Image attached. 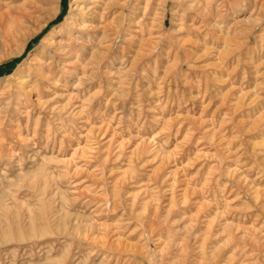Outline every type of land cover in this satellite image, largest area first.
Listing matches in <instances>:
<instances>
[{"label":"rangeland","instance_id":"rangeland-1","mask_svg":"<svg viewBox=\"0 0 264 264\" xmlns=\"http://www.w3.org/2000/svg\"><path fill=\"white\" fill-rule=\"evenodd\" d=\"M126 1L0 0V264H264V0Z\"/></svg>","mask_w":264,"mask_h":264},{"label":"bare ground","instance_id":"bare-ground-1","mask_svg":"<svg viewBox=\"0 0 264 264\" xmlns=\"http://www.w3.org/2000/svg\"><path fill=\"white\" fill-rule=\"evenodd\" d=\"M81 1V0H80ZM133 1V0H132ZM181 1V0H180ZM84 2H85V0H83V4H84ZM162 2V1H161ZM184 2H185V0H184ZM206 2V1H205ZM89 3V2H88ZM109 3H111V2H109ZM108 3V4H109ZM131 3V0H128V1H126V3L124 4V5H122V7H121V11L122 12H125V10L128 8V6L129 5H131L130 4ZM198 3H201V0H193V1H191V2H189V3H183V5H184V10L186 11V13L188 14V18L190 17V15H189V11H193L194 12V14H195V12L197 13V15H198V13H200V10H201V7L200 6H198L197 4ZM213 3V2H212ZM107 4V3H106ZM108 4L106 5V6H108ZM167 4H168V0H164L163 2H162V5H161V8H162V12H163V19L165 18V15H166V6H167ZM105 5V4H104ZM111 5H113V3H111ZM94 6V5H93ZM78 7V11H79V13L81 14V15H84V13H83V11H85V8L86 7H84L83 5H78V6H76V8ZM100 7V6H99ZM215 7V6H214ZM88 8V7H87ZM203 8V7H202ZM107 9V8H106ZM87 10V9H86ZM203 10V9H202ZM94 11H95V9H94ZM90 12V11H89ZM97 12V11H96ZM121 12V13H122ZM58 13V12H57ZM186 14V15H187ZM71 15V14H70ZM93 15V14H92ZM196 15V16H197ZM202 15L204 16V13H202ZM201 15V16H202ZM56 16V15H55ZM80 16V15H79ZM192 16V15H191ZM1 17V16H0ZM5 17V16H4ZM92 17V16H91ZM97 17V16H96ZM199 17H200V15H199ZM2 18V17H1ZM51 18V17H50ZM208 18V17H207ZM206 18V14H205V16L202 18V21H201V23H203V24H211V21H209L208 19ZM212 18V17H211ZM26 19H28V18H26ZM88 19H90V18H88ZM94 19H95V17H94ZM191 19V18H190ZM91 20V19H90ZM70 21V20H69ZM68 21V26H70V28L71 29H74L75 28V24H73V25H70V22ZM21 22V21H20ZM86 21H84L83 23H82V25H84V23H85ZM90 22V21H89ZM66 23V22H65ZM80 24H81V22H80ZM92 24V23H91ZM90 24V25H91ZM194 24L195 23H193V26H194ZM213 24V23H212ZM217 24V23H216ZM87 25V24H86ZM202 25V24H201ZM26 26V25H25ZM209 26V25H208ZM215 26V25H214ZM217 26V25H216ZM216 26H215V28H216ZM76 27H78V26H76ZM89 27V26H88ZM87 27V28H88ZM22 28H23V25H21V24H17V23H15V22H11V23H9L8 21H6L5 19H0V38H1V40H0V44L2 45V46H5L6 45V43H9V42H11L12 40H15L14 38H15V36H16V34H18L20 31H22ZM79 28V27H78ZM85 28H86V26H85ZM34 30V29H33ZM40 28H39V30H37V32H34V33H32V36H34V35H36L38 32H40ZM87 30V29H86ZM83 33V32H82ZM205 34V33H204ZM19 35V34H18ZM17 35V36H18ZM25 37V36H24ZM207 37V36H206ZM17 38H19V36L17 37ZM25 38H27V37H25ZM24 38H22V40H23ZM72 39V38H71ZM25 40V39H24ZM205 40V39H204ZM45 43V42H44ZM43 43V44H44ZM47 44H50V43H47ZM54 44H57V43H53L52 45L54 46ZM204 45V44H203ZM6 46H8V45H6ZM56 46V45H55ZM54 46V47H55ZM57 46H58V44H57ZM62 46V45H61ZM60 46V47H61ZM205 46H206V44H205ZM63 47V46H62ZM5 48V47H4ZM23 49H24V47H23ZM23 49H21V52H22V50ZM57 49V48H56ZM61 51H64V50H62L61 49ZM61 51H59L58 50V53L59 52H61ZM20 52V53H21ZM64 53H67V51L66 52H64ZM63 52L61 53L62 54V57H63V55H66V54H64ZM69 53V52H68ZM106 55V54H105ZM54 60V59H53ZM42 62V61H41ZM39 69H44V66L43 65H41V64H39L37 67H32L31 69H30V77H36V78H38L40 81H42V80H44V77H42V76H40V75H38L37 74V70H39ZM50 70V69H49ZM38 75V76H37ZM18 79V78H17ZM29 79V78H28ZM31 80H33L32 78H31ZM20 85H21V88H23V89H25L27 86H29V82H21L20 83ZM15 86V85H14ZM4 94V93H3ZM29 234V233H28ZM32 234V233H31ZM7 235V234H6ZM9 237V236H8ZM17 238V237H16ZM18 239V238H17ZM19 240V239H18ZM249 256V255H248ZM233 262H231V264H232ZM244 264V263H243Z\"/></svg>","mask_w":264,"mask_h":264}]
</instances>
